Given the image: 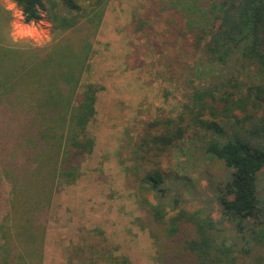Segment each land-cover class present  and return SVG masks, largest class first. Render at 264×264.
Instances as JSON below:
<instances>
[{
  "label": "trees",
  "instance_id": "trees-1",
  "mask_svg": "<svg viewBox=\"0 0 264 264\" xmlns=\"http://www.w3.org/2000/svg\"><path fill=\"white\" fill-rule=\"evenodd\" d=\"M14 3L26 23L45 13L62 38L42 48L10 38L0 41V57L8 59L0 62L8 100L22 101L27 94L24 102L29 97L27 104L33 108L37 136L18 144L36 150L38 158L41 155L48 185L73 184L95 149L89 124L96 116L97 94L103 90L81 82L92 46L86 34L78 35L86 27L87 32L99 28L108 0ZM145 4L131 14L132 32L152 36V52L169 80L193 79L190 62L175 56L176 42L171 40L179 38L202 55L199 75L204 76L197 84L190 82V94L176 115L162 113L143 123L134 140L132 163L125 165L128 183L147 214L154 264H264V200L257 183L264 169V0ZM166 15L169 22L164 26L171 28L152 32L151 25H160ZM241 130L247 142L237 136ZM200 133L204 141L195 150L198 155L229 171L210 188L215 209L191 204L186 193L194 195V181L165 164L173 149Z\"/></svg>",
  "mask_w": 264,
  "mask_h": 264
},
{
  "label": "rangeland",
  "instance_id": "rangeland-1",
  "mask_svg": "<svg viewBox=\"0 0 264 264\" xmlns=\"http://www.w3.org/2000/svg\"><path fill=\"white\" fill-rule=\"evenodd\" d=\"M145 2L108 0L99 28L87 32L86 27L78 35L86 34L92 46L89 69L81 82L103 90L97 94L96 116L89 124L95 149L84 160L75 183L44 187L48 184L43 164L35 173L32 169L38 166L36 150L20 149L36 164L20 160L23 169L9 166L6 156L14 145L3 136L7 127L0 126V264H154L147 214L128 183L125 165L132 163L134 140L144 122L162 113L174 116L182 109L190 82L200 81L203 59L189 43L172 39L175 56H185L194 70L191 80L185 76L169 80L152 52V36L132 32L131 14L141 11ZM167 17L159 26L151 25V31L163 33L164 28H171L164 26ZM8 38L40 48L62 39L45 13L40 20L26 23L14 0H0V41ZM18 101L9 100L11 109L3 106L4 112L17 114L13 109ZM21 116L13 118L17 121ZM238 133L247 142L244 130ZM200 134L173 149L165 164L173 173L194 181V195L186 193L191 204L215 209L210 188L217 179L224 180L228 170L223 164L213 167L198 155L195 150L204 141ZM257 183L263 201L264 169ZM214 218L220 220L216 210Z\"/></svg>",
  "mask_w": 264,
  "mask_h": 264
},
{
  "label": "crops",
  "instance_id": "crops-1",
  "mask_svg": "<svg viewBox=\"0 0 264 264\" xmlns=\"http://www.w3.org/2000/svg\"><path fill=\"white\" fill-rule=\"evenodd\" d=\"M4 62L5 60L8 61V59L6 57H0V62ZM4 65H2L0 67V126H6V131L3 132V136H5L4 138L9 141V143L13 144V149L11 151L8 152L7 156H6V160L8 161L7 163H9V166H12L16 169L19 168L20 170L23 169L22 168V164L20 162V160L22 161H26V162H30L32 161V163L36 164V162H33V160L31 159V157L28 155V153L26 152L24 155V151L20 150L21 146L18 144L19 141H34L36 138V132L34 131V129L32 128V118H33V113H31V108L32 105L31 104H27L30 103L31 101H29V97H27L26 101L25 97L27 96V94L24 96L23 100L15 105V108L13 109L14 113H17L13 116H9L8 114H6L4 112L3 106L9 107L11 109V105L9 103L8 100V85H4ZM9 70L8 68L6 69V76H8ZM7 81V80H6ZM4 86H7L6 89L4 88ZM25 87H28L27 84H25ZM8 103V104H7ZM17 106V108H16ZM33 109V108H32ZM24 113V114H23ZM22 115L21 117H19V119H17V121H15V118L18 117V115ZM15 117V118H13ZM6 134V135H4ZM20 150V151H19ZM20 153V154H19ZM22 155V156H21ZM28 156L29 158L25 157ZM38 166L32 165L33 166V171L34 173L37 170H41V163H40V159H41V155H39L38 158ZM17 160V161H16ZM5 161V160H4ZM24 161V162H25ZM6 163V164H7ZM8 165V164H7ZM30 166V165H29ZM37 168V169H36ZM43 170V169H42ZM32 170L30 171V173L32 174L33 172ZM20 173V172H19ZM18 172L16 173L19 174ZM26 173V172H23ZM29 173V172H28ZM50 173V171H49ZM55 185V184H54ZM44 187H49L52 188L51 185H44ZM48 189V188H47Z\"/></svg>",
  "mask_w": 264,
  "mask_h": 264
}]
</instances>
